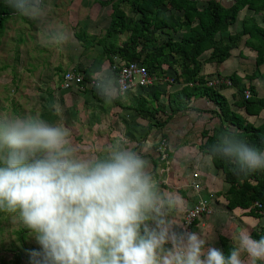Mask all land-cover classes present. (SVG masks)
<instances>
[{"label":"clouds","instance_id":"1","mask_svg":"<svg viewBox=\"0 0 264 264\" xmlns=\"http://www.w3.org/2000/svg\"><path fill=\"white\" fill-rule=\"evenodd\" d=\"M5 2L36 21L49 44L72 39L51 26L45 0ZM92 80L106 104L133 87L103 65ZM104 153L79 155L67 128L37 116L0 114V212H18L33 233L40 251L31 253L32 264H244L243 253L250 264H264V236L231 232L226 255L197 232H175L170 217L178 202L160 191L148 161L122 138ZM207 153L239 174L264 170V149L230 127Z\"/></svg>","mask_w":264,"mask_h":264},{"label":"rangeland","instance_id":"2","mask_svg":"<svg viewBox=\"0 0 264 264\" xmlns=\"http://www.w3.org/2000/svg\"><path fill=\"white\" fill-rule=\"evenodd\" d=\"M90 1L91 0L86 1L84 5H89ZM92 1L93 4H95L94 7H96L100 0ZM3 5L7 8L11 17L5 22L4 30L0 35V114L20 116L33 115L45 120L49 124L67 128L70 131L73 145L78 149L79 155L84 157L103 156L105 154L104 149L108 145L114 143L115 140L122 138L123 141H126L127 147L140 153L149 164L152 160L154 161L155 166H152V168L150 167V169L160 191L165 196L174 197L178 202V208L173 209L170 217L178 223L173 226L174 231L177 233H181L180 228L184 219V214L197 197L208 200L210 203H212V201H216L215 198L213 199L212 190L208 188L206 181L203 180L204 178L199 179L201 185L199 184L198 179L196 180L200 185V192L198 194L194 193L190 186V180L192 179L193 173L197 171L195 170L194 163H192V157H184L185 154L180 157L179 155L182 150L179 145H177V148H174V142H172L171 147H169V140L165 139L164 136L158 139L153 148L148 146L150 148V151L147 153L149 154V157H146L145 155H147V149L144 148L147 147L145 144V140L148 138L147 133H141L139 138L136 140V137L133 139L132 134L129 135L119 131L116 132L114 127H110L112 130H109L108 132V125H102L103 122L101 117L98 116L96 124L91 121L93 116L89 117L83 115L84 117L82 118V122L76 121L74 118L78 115L72 112L73 109L69 110L70 116L68 115V119L67 117H62L61 114L58 113V111L61 112L60 109L57 111L54 105H51L50 103L51 98L54 103H57V98H59V96L57 95L58 90L55 91V89L59 88L60 75L67 70H63L65 67H62L59 61L61 60V54L64 53V51L61 54L56 53L57 49H61L62 44L59 42L49 44L45 39L43 29L38 28L36 21L17 14L13 8L7 6L5 0H3ZM45 5L49 9V21L51 22V26L56 29H67L70 33V29L73 28L74 21L70 22L69 20H61L54 9V7H57L59 8L58 11H61L65 6H55V0H45ZM205 5L206 3L203 4V2L198 4L199 8H203ZM98 7L103 8L106 6L99 4ZM121 8L125 11L127 16L131 15L136 22L140 21L139 16L131 13L128 6L121 5ZM66 12H70V10L68 9ZM108 12V16L110 17L112 9L108 10ZM167 14L170 15L177 13L169 11ZM248 14L252 13L250 11H241L237 18L238 27L235 25L229 27V30L231 31L230 34L234 31L241 30V26L239 25L244 17L249 16ZM261 17H264V11L262 12V15L258 16L259 21H257L264 27V22L261 20ZM192 25L195 26L196 23L192 22ZM187 32H173L175 34H181L180 36L173 35V38L180 39L181 36ZM128 36L129 34H127V37ZM166 38V33L158 32L154 38L155 45L159 46L163 41L167 40ZM218 38L219 35H216V39ZM127 39H129V37ZM246 39L247 37L241 40L239 47L234 49L231 52L230 58H228L233 62L229 63V68L230 65L234 63L240 64V66H237L235 70L237 68L239 69L242 76L240 79L245 80L246 83H243L240 80L239 84H243L242 86L244 87H239L238 84L235 96L237 99L240 98L243 100H246L244 98V92H248L247 87L251 85L252 81L248 76H250L256 69V63L254 64L252 60L254 55H251L253 52L251 53L249 48L244 45ZM124 43L125 41L121 44L123 45ZM137 45L138 48L141 47L140 43ZM200 56L198 59L202 58L199 60L202 66L207 63L206 60L210 55L208 52L206 53L204 51ZM171 67H175L173 63L171 64ZM176 67L177 68L174 69V73H176L175 71L180 73L179 67ZM263 70L264 67L260 66L258 68L259 73ZM78 72L83 74L80 70ZM154 72L160 74L157 70ZM235 72H238V70ZM235 72H232L231 74H236ZM174 73L173 71H166L165 75H169V78L173 77L174 81ZM261 76H264V71ZM52 78L55 79V83L51 82ZM219 81L226 83L227 87H231L230 84H227V81H223V78ZM206 83L207 86H211L208 85L207 81ZM239 89H243V91H239ZM157 106L158 105L155 107L157 108ZM158 107L163 109L164 104L163 106L160 105ZM98 112L102 113L103 111L98 110ZM149 117L151 118V115H149ZM152 119H155L154 122L156 124L154 125L158 127L161 126L160 124H162L164 120L163 117H157L156 115H153ZM161 129L162 128H160L158 132L161 133ZM195 146L196 145L193 142L191 144L192 153L195 152ZM179 149L180 152L177 153ZM225 195L226 194H216L215 197L226 201ZM254 206L255 203L253 207ZM245 213L246 211L243 213L239 212L232 216H228L227 213H219L220 218L216 221L218 224L217 229H211V226L213 228L215 227V224H211V221H209L210 217H203L198 221V224L194 223L191 231L197 232L199 230L198 234H200L207 241L206 247H213V242L215 241L216 243V234L214 231L220 230V236H225L227 229L224 228L223 225L228 224L230 221H234V219L236 223L235 228H238L239 230H247L248 232L250 228L251 233H249L251 236L252 233H260L263 228L262 225H264V218L257 222L256 225L255 222H250L251 224H248L250 227H247L248 229H244V224L246 223H242L241 217H243V215L247 216ZM201 224H204L205 228L201 227ZM253 229L255 230L253 231ZM234 230L235 229H233V231ZM233 231H229V233L227 232V236H230L228 239H219V249H221L220 244H222L220 242L223 240L228 246L229 243L230 245H234L231 239V232ZM220 236H218V238H220ZM33 251H40V246L33 238V233L23 225L19 217V213L0 212V264H32L31 253ZM241 256H247V254L243 253Z\"/></svg>","mask_w":264,"mask_h":264},{"label":"trees","instance_id":"3","mask_svg":"<svg viewBox=\"0 0 264 264\" xmlns=\"http://www.w3.org/2000/svg\"><path fill=\"white\" fill-rule=\"evenodd\" d=\"M107 0L99 1L104 6L112 4L110 24L104 36L99 41L103 48V55L110 57L117 55L124 63L139 62L152 74L164 77L165 72L161 66L176 64L180 73L175 76V82L182 88L171 94L168 100L170 114L166 120L186 110L200 111L189 104H184V99L189 101L195 96H200L212 103L216 110L211 111L218 118V125L209 131L203 130L201 136L204 139L201 150L208 155L207 150L217 142L218 136L228 127L236 130L249 144L264 149V123L254 126L247 123L239 114L229 109L227 100L216 88L207 86L204 78L199 75L201 62L198 57L206 50H211L207 63L219 64L230 57L231 51L237 49L243 38L247 39L244 45L256 53V69L248 76L250 80L261 76L258 68L264 65V28L257 25L252 17H244L241 31L230 34L228 28L235 23L238 13L245 8L253 14H261L264 11V0ZM206 3L199 8V3ZM121 5H126L130 12L138 15L140 21L136 22L132 16H127ZM174 11L178 15L167 13ZM11 17L3 0H0V35L4 30L5 22ZM197 21L195 26L192 22ZM264 22V17L262 18ZM183 31L179 42L168 38L159 46L155 45L154 38L160 31ZM129 32L130 37L125 43L115 50L118 34ZM216 35L219 38L216 39ZM80 40V36H76ZM141 44L138 48L137 44ZM90 45V44H89ZM86 45L85 47H88ZM91 46V45H90ZM172 56L173 62H168ZM100 60L95 62L94 68H98ZM155 70L159 73L154 72ZM240 78L231 74L223 78L231 87L237 88ZM191 85V86H190ZM226 83L219 88H226ZM250 98L237 99L235 105L244 110L247 115H258L264 110V99L258 98L252 85L248 87ZM243 91V89H239ZM245 91V90H244ZM137 114L148 118L150 112L142 106L136 107ZM145 114V115H144ZM146 116V117H145ZM213 166L221 171L225 181L230 185L225 195L228 210L242 209L247 216L261 218L264 216V170L243 175L233 171V166L220 158L211 159ZM155 166L151 161V168ZM254 203L260 207H253ZM253 238L261 239L264 236V228L260 233H252ZM227 255L228 252H225Z\"/></svg>","mask_w":264,"mask_h":264},{"label":"crops","instance_id":"4","mask_svg":"<svg viewBox=\"0 0 264 264\" xmlns=\"http://www.w3.org/2000/svg\"><path fill=\"white\" fill-rule=\"evenodd\" d=\"M88 0H55V6H65L62 8L61 11H58L59 8H55L56 14L59 16V18L62 20L64 19L69 20L70 22L74 21L73 28L70 29V34L72 39L67 42L63 43L61 49H57L56 53H64L61 54V60L60 63L62 65L63 70H80L83 72L84 80L86 84L84 86L78 87V88H72L71 90H61L60 89V81H59V88H56L58 90L57 95L59 98H57V103H54L53 99L51 97L50 103L51 105H54L56 110L60 109L61 112L58 111V113L61 114L62 117L69 118V110L73 109L72 112L77 114L78 116L74 118L76 121L82 122L83 115L86 116H93V119L91 121L96 124V119H98V116L102 118V125H108V132L112 129L110 127H114V130L117 132H122L126 134H132L133 139L136 137V140L139 138V135L141 133H147L148 138L145 140L146 146H150V148H153L155 144L157 143L158 139L161 137H165V139H168V144H170L169 147H171V143H173L174 148H177L179 145L180 149L182 150L181 154L179 155L182 157L183 154L184 157H192V163H194L195 170L198 173V182L200 184L199 179L204 178L203 180L206 181V184L210 190H212L213 193V199L215 198L216 201H212L210 203L211 207V213L208 216L210 217L211 224L214 223L215 227L211 229H217V223L216 221L220 218L219 213L226 214L228 216L236 215V213H243L245 210L242 209H234L232 211L228 210L226 201L220 200L219 198H216V194L223 195L226 194L229 190L230 185L225 181L223 174L221 171L217 170L213 164L212 161L207 158V155H205L201 150V145L204 141V139L201 136V132L203 130L209 131L213 127L218 125V118L215 116L214 113H211V111L216 110L215 107L212 105L210 101H208L205 98H202L200 96H195L189 101L184 99V104H191L194 108H197L200 111H192V110H186L184 112H180L177 115L173 116L172 119L166 120L167 117L170 114V109L168 106V100L169 96L177 91H179L182 88V85L179 83L173 81L171 83L164 82V77H168L164 75V77H160L159 82L149 88L146 89H134L131 92H128L126 98H117L113 100L110 104H106L103 100V98L97 93L96 88L93 87L91 84L93 82L92 80V73L97 70L98 68H94V64L97 60H100L99 66L103 65L104 67L108 68L110 71L113 65H119L124 63L117 55L105 57L103 55V48L99 44V41L102 39V37L105 34V31L109 27L110 24V17L108 16L109 12L108 10L112 9V4L104 5L106 7H98L99 4L94 7L95 4H93V1H90L89 5H84L85 2ZM102 1V0H100ZM107 1V0H103ZM115 2V1H114ZM204 4V3H203ZM72 6V7H71ZM70 12H66V10ZM244 11H250L248 9H244ZM252 13V11H250ZM177 13V12H175ZM241 13V12H240ZM237 15V18L239 14ZM247 13V12H245ZM179 13L175 14L178 15ZM111 15V14H110ZM247 15V14H246ZM249 17H252L255 19L258 26L264 28L261 26L257 21L258 16L261 14H248ZM65 16V18H64ZM131 16V15H129ZM237 18L235 20V23L230 25L231 26H237ZM262 20V17H261ZM197 24V21L193 20V23ZM242 29V22L239 25ZM238 27V26H237ZM228 28L229 33L231 32ZM73 30V33H72ZM233 31V30H232ZM241 31V30H239ZM239 31H234L232 34H235ZM161 33H166L167 38L173 39L175 42H179L180 39H174L173 35L180 36V33H173L167 30L160 31ZM159 32V33H160ZM127 34H129L128 37H130L129 32H123L118 34L116 39V45L115 50L117 51L118 48L121 47V43L124 41H127L128 37ZM80 36L82 40L77 38L76 36ZM126 35V36H125ZM182 37V36H181ZM127 39V40H126ZM91 46H90V45ZM86 45H89L88 47H85ZM250 50V49H249ZM233 51V50H232ZM231 51V52H232ZM251 55H254L252 60L255 64V57L256 53L252 50ZM206 53L210 55L211 50H206ZM231 55V54H230ZM201 57V56H200ZM230 58V57H229ZM202 58H199V60ZM207 59V58H204ZM173 57L170 56L168 58V62H172ZM203 61V60H201ZM229 63H233L230 59L225 60L222 63H219L216 65L215 63H206L201 66V71L199 73L200 76L204 78L205 81L213 84V88H216L218 92L225 97V99L228 102L229 109L241 115L247 123H250L254 126H260L264 123V110L261 111L258 115H247L243 109L238 108L235 105V101L237 100L235 96L236 88L235 87H226V88H219V80L230 75L232 72H235L238 70V72H235L236 75L241 78V74L239 72V69L235 68L237 66H240L239 63H234L229 66ZM98 66V67H99ZM175 67L168 66L166 64H163L161 66V70L164 72H172L174 73V69H176L177 65L174 64ZM261 67H264L262 65ZM66 70V71H67ZM264 71V70H263ZM263 71L260 73L262 74ZM174 77L178 75V71H175ZM62 75V74H61ZM60 75V79H61ZM173 78V77H171ZM174 79V78H173ZM52 83H55V79L52 78ZM241 82H245V80L241 79ZM224 83V82H223ZM246 83V82H245ZM243 84H239V87ZM251 85L254 87L255 92L257 93V97L264 99V76H260L257 79H254L251 81ZM163 109H160L158 106H163ZM143 106L150 112L151 118L148 117L147 119L144 117H141V115L137 114L136 107ZM156 105L157 108L155 107ZM156 108V109H154ZM98 110L103 111L102 113L98 112ZM163 110V111H162ZM196 113L199 116L198 120H193L190 118V113ZM156 115L157 117L161 116L164 118L163 123L160 124L161 126H156L154 122L155 119H152V116ZM70 116V115H69ZM73 116V114H72ZM95 116V119H94ZM68 121V120H67ZM99 123V122H98ZM159 124V123H158ZM162 128L161 133L158 132L159 129ZM138 134V135H137ZM130 138V137H129ZM195 143V152H191V144ZM147 149L146 154L148 151H150L149 147ZM180 149L177 153L180 152ZM146 157H149V154L145 155ZM151 166V163L149 164ZM151 171V169H150ZM200 175V177H199ZM192 179L190 180V186H191ZM201 185V184H200ZM212 188V189H211ZM200 192V190H199ZM198 192V193H199ZM195 193V192H194ZM195 193V194H198ZM218 197V196H217ZM225 202V203H224ZM264 218H254L251 216H245L241 217L242 223L245 227L244 229H248V224H251L252 222H255V225L257 222L261 221ZM251 222V223H250ZM198 224V221L195 222ZM235 219L234 221H230L228 224L223 225L224 228H226L227 232L239 230L238 228H235ZM264 228V225H262ZM201 227L205 228L204 224H201ZM241 228V227H240ZM229 230V231H228ZM255 229H253L254 231ZM199 231V230H198ZM197 231V233H198ZM220 231V230H219ZM219 231H214L216 234L215 241L213 242V247L219 248V239H225L229 238L230 236H227V232L225 233V236H220ZM233 231V232H234ZM249 232L250 228H249ZM220 236V238H218ZM221 250L224 252H229V249L231 247H234V245L229 246L224 243V240L220 242ZM212 246V245H211ZM241 259L244 261V264H250V261L247 256H241ZM259 264V262H258Z\"/></svg>","mask_w":264,"mask_h":264},{"label":"built area","instance_id":"5","mask_svg":"<svg viewBox=\"0 0 264 264\" xmlns=\"http://www.w3.org/2000/svg\"><path fill=\"white\" fill-rule=\"evenodd\" d=\"M112 72L117 76H124L133 87L129 90L131 92L134 89H146L159 82L160 77L157 74H152L148 69L139 62H129L122 63L119 65H113L111 68ZM164 82H173V78L164 77ZM223 83V82H219ZM86 84L84 76L76 70H67L62 73L60 79V89L61 90H71L72 88H78ZM94 87L93 82L91 83ZM227 84L228 83L227 81ZM208 85L213 86L212 83ZM191 86V85H190ZM95 88V87H94ZM249 93L244 92V98L248 99ZM198 174L193 173L191 189L198 193L200 190V185L197 183ZM255 207H260V204L255 203ZM211 213V207L207 200L197 197L192 205L186 210L184 214V219L181 223L180 231L182 232H192L191 228L195 222L199 221L201 218L208 216Z\"/></svg>","mask_w":264,"mask_h":264}]
</instances>
